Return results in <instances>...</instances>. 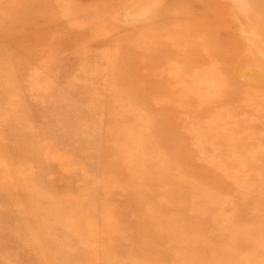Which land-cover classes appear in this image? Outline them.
I'll list each match as a JSON object with an SVG mask.
<instances>
[{"label": "rangeland", "instance_id": "1", "mask_svg": "<svg viewBox=\"0 0 264 264\" xmlns=\"http://www.w3.org/2000/svg\"><path fill=\"white\" fill-rule=\"evenodd\" d=\"M0 264H264V0H0Z\"/></svg>", "mask_w": 264, "mask_h": 264}]
</instances>
